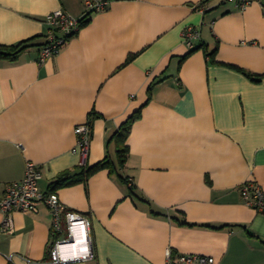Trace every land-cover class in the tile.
<instances>
[{"label":"crops","instance_id":"0c3cea01","mask_svg":"<svg viewBox=\"0 0 264 264\" xmlns=\"http://www.w3.org/2000/svg\"><path fill=\"white\" fill-rule=\"evenodd\" d=\"M58 9L76 18L86 10L84 0H0V46L30 45L0 60V197L27 161L39 165L40 188L90 220L92 256L73 264H165L168 248L214 264H264V212L241 195L249 181L264 189V0L244 9L226 0H109L40 62L45 17ZM188 26L200 33L192 47ZM137 111L120 168L112 137ZM85 122L83 158L74 128ZM103 159L117 171L53 184ZM12 218L13 233L0 228V264L48 259L57 238L49 209ZM79 243L64 248L68 256L88 253Z\"/></svg>","mask_w":264,"mask_h":264},{"label":"built area","instance_id":"2783aa9c","mask_svg":"<svg viewBox=\"0 0 264 264\" xmlns=\"http://www.w3.org/2000/svg\"><path fill=\"white\" fill-rule=\"evenodd\" d=\"M233 2L239 9H244L253 0H226ZM109 0H84L85 16L76 18L62 9L55 10L45 17L48 27L45 43L42 45L39 61L47 57L57 55L61 48L75 36L81 29L83 21L91 13L102 11ZM184 41L187 46L192 47L194 41L200 37L199 30L194 26H188L183 32ZM77 137L76 146L81 156L86 157L91 141V125L89 122L78 124L74 128ZM42 173L40 166L32 161H27L25 174L22 180L7 185L3 195L0 197V211L4 214L1 231L13 233L14 222L12 213L20 211L23 213H36L41 205L47 207L52 216V231L57 235L51 244L48 259L39 264H73L78 260L91 257V242L89 237V218L72 209L67 208L55 192L43 191L40 188ZM129 184H133L129 180ZM241 195L247 205L255 208L258 212H264V189L255 181H249L242 185ZM84 239L88 253L84 257L68 256L64 248L75 244L76 240ZM165 264H214L215 259L211 256L200 254H179L166 250Z\"/></svg>","mask_w":264,"mask_h":264},{"label":"trees","instance_id":"16d2710c","mask_svg":"<svg viewBox=\"0 0 264 264\" xmlns=\"http://www.w3.org/2000/svg\"><path fill=\"white\" fill-rule=\"evenodd\" d=\"M87 21H83V25H85ZM45 43V42H44ZM30 45L28 44V41L21 42L16 45L12 46H0V60L6 59L9 61H14L18 58L19 54L28 48ZM202 45L195 47L190 50V52H193L196 49L201 48ZM189 52V53H190ZM209 58L211 57L212 53H207ZM140 116V111L135 112L132 114L121 126L118 128V130L115 132L113 135L112 139L114 140V143L116 145V157H117V165L121 168L125 165L127 161V156L129 154V147L126 144V139L127 135L129 133L130 127L132 123ZM81 172L79 173L78 177H74L70 174H64L63 176L59 177V179L54 182L55 186L57 185H64V184H69L74 181L86 179L88 175L92 174L93 172L99 170V169H104V168H109L110 171L116 170L115 166L113 163L108 160V159H103L101 162L97 163L96 165L89 167L87 165H82L81 167ZM117 171V170H116ZM120 179L123 182H126L127 185L130 187L133 186V184H129L128 178H124L121 175H119Z\"/></svg>","mask_w":264,"mask_h":264},{"label":"bare ground","instance_id":"6f19581e","mask_svg":"<svg viewBox=\"0 0 264 264\" xmlns=\"http://www.w3.org/2000/svg\"><path fill=\"white\" fill-rule=\"evenodd\" d=\"M79 241L82 242L81 238H79L78 240H76L75 244L71 245L70 247H73V246H74V247H75V251H76V250H79V248H80V246L78 245V244H80ZM82 245H83V244H82ZM78 247H79V248H78Z\"/></svg>","mask_w":264,"mask_h":264},{"label":"rangeland","instance_id":"374dc122","mask_svg":"<svg viewBox=\"0 0 264 264\" xmlns=\"http://www.w3.org/2000/svg\"><path fill=\"white\" fill-rule=\"evenodd\" d=\"M72 251V250H71Z\"/></svg>","mask_w":264,"mask_h":264}]
</instances>
